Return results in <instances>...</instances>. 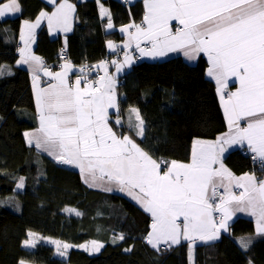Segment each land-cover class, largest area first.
Masks as SVG:
<instances>
[{"label": "snow or ice", "instance_id": "1", "mask_svg": "<svg viewBox=\"0 0 264 264\" xmlns=\"http://www.w3.org/2000/svg\"><path fill=\"white\" fill-rule=\"evenodd\" d=\"M144 4L142 22L120 29L129 37L124 47L129 48L135 42L141 55L153 57L178 50H183L189 59L205 54L210 65L207 75L217 84L228 132L214 142L194 140L188 163L157 162L130 135H120L110 126L109 110L118 111L115 80L107 71V62L101 61L104 76L85 83L84 87L81 79L74 85L69 83L70 65L57 73L44 69L56 83L36 94L39 128L24 133L27 142H34L37 149L61 164L78 167L90 187L114 184L137 200L151 215L146 240L157 250L161 243L171 246L183 238L191 242V259L195 241L218 239L221 230L228 231V221L235 212L255 217L257 233L264 234V180L258 181L247 173L236 177L222 160L227 147L246 143L253 159L264 162V0H144ZM100 8L101 15L109 17L107 27L112 28L111 14L103 5ZM18 11L17 0L0 3V17ZM74 12V5L63 0L50 15L42 12L35 23L25 21L27 36L22 30L20 39L25 48L20 50L18 63L31 60L37 66L42 65L40 57L25 55L32 30L39 26L41 17L47 18L50 29L56 25L69 31V15ZM173 21L179 25L175 31ZM131 28L135 31H129ZM142 41L151 47L145 50ZM108 47L115 49L116 45L109 41ZM130 62L131 58L125 54L123 63L115 60L111 63L119 72ZM232 78L239 87L228 91ZM129 111L136 121L133 124L130 117L129 127L143 137L144 121L139 110ZM120 123L118 117L116 124ZM162 164L167 170H162ZM233 186L242 191L236 194ZM22 187L23 178L17 185ZM218 188L224 192L216 202ZM104 190L112 188L105 186ZM65 211L81 215L75 209ZM214 213H219L218 219ZM28 237L24 246L35 247L36 234L29 232ZM50 242L59 250L60 241ZM92 243L96 249L102 246ZM238 243L246 250L251 240L241 238ZM69 247L63 244L64 249ZM19 264L26 262L21 260Z\"/></svg>", "mask_w": 264, "mask_h": 264}, {"label": "trees", "instance_id": "2", "mask_svg": "<svg viewBox=\"0 0 264 264\" xmlns=\"http://www.w3.org/2000/svg\"><path fill=\"white\" fill-rule=\"evenodd\" d=\"M18 1L20 16L0 19V264H19L21 260L26 264H189L187 245L151 249L146 242L151 217L134 202L120 194L89 189L79 172L65 164L54 166L34 158L24 133L37 127L36 104L29 72L17 67L19 40L24 21L34 22L53 7L43 0ZM68 1L76 6V24L68 37L69 62L77 67L93 66L106 58L108 41L119 36L106 34L105 21L86 3ZM102 2L112 11L117 27L140 20L144 12L141 2L131 6L115 0ZM35 47L38 55L52 63L64 44L61 37L52 39L42 27ZM207 68L204 59L191 65L177 57L140 63L125 76L120 86L124 96L120 115L144 104L147 129L140 146L157 162H189L194 140H215L226 132L217 89L207 78ZM260 163L264 162L255 163L239 150L225 158L235 175L252 173L262 180ZM28 176L34 180L25 191H18L20 178ZM42 182L66 202L50 198L42 191ZM69 208L81 215L65 211ZM231 229V235L219 243L198 248V264H264V236L256 234L254 221L238 219ZM29 232L75 248L67 250L64 258L46 244L27 249L24 241ZM121 235L123 239H119ZM241 238L251 240L246 250L238 243ZM92 242L102 245L100 253L80 250L81 245Z\"/></svg>", "mask_w": 264, "mask_h": 264}, {"label": "crops", "instance_id": "3", "mask_svg": "<svg viewBox=\"0 0 264 264\" xmlns=\"http://www.w3.org/2000/svg\"><path fill=\"white\" fill-rule=\"evenodd\" d=\"M2 1L3 0H0V3H3ZM43 1H45L48 5L53 7V9L51 11H43V13H47L49 15L53 11H55L57 5H59V4H61L63 2V0H61L59 4H56L57 0H55L54 3H53V0H43ZM79 1L82 2V3H86L88 5L89 9L93 13L98 14L101 17V19L103 21H105L104 31H105L106 34L117 33L118 36H119L118 37L119 39H111L110 40L114 45H116L115 49L109 48L108 47V43H107L108 54H107L106 58H104L102 60V61L107 62V64H106L107 71H108L109 75L112 76L113 79L115 80V93H116V100H117V105H118V111L116 109H110L109 110V124H110L111 127H113V129L118 134H120V135H130L132 137V139L140 146V141H141V139L144 138V135H145V132H146V129H147V117H146V113H145L144 104L143 103H139L136 107H133V108L139 110L140 116L142 117V119L144 121V126H143L144 127V135H143V137H140V136H137L136 129L129 127L130 117H131V122L133 124L136 123L135 116L132 115L130 113V111H128L124 116L120 115V112H121L120 103H121V100L124 99V96L121 93V89H120L119 84L124 80L125 76L136 65H138L140 63H143V62L157 63V62H163V61H167V60H170V59H173V58L181 57L187 63H189L191 65H197L202 59H204V60H206V62L208 64V67H209L210 65H209L207 56L205 54H203V53H200L195 59H189L187 56L184 55V51L183 50H178V51H175V52H168L166 55L155 56V57L150 56V55H141L140 51L136 48L135 42H133L131 47H129V48H125L124 47V44L128 41L129 37H128L127 32H121L120 29L123 28V27H126L128 25H125V26H122V27H117L115 22H114V19H113L112 11L110 10L109 7H107L102 2V0H99V3L97 2V0H79ZM115 1L120 2V3L124 2V0H115ZM126 1H127V3L125 5H127V6L134 5V4L138 3V2H141L143 4L144 12H143V15L140 18V20H138V21L133 20L130 23V24H133V23L140 24L142 22V20H143L144 15H145L144 0H126ZM4 3H6V2H4ZM17 3L19 5V11L18 12L7 14V15H5L3 17H0V19L7 20V19H14V18L19 17L20 14H21V11H22V9H21L22 7H21V4H20V2L18 0H17ZM68 3L74 5L70 1H68ZM100 5H103V8L107 9L108 12L111 14V23L113 25L112 28H108L107 27V25L109 23V17L101 15ZM74 7H75V12L71 13L69 15V25H70V30L69 31H65L62 26L57 27L56 25H53V27L50 29L49 25H48L47 18L46 17H41L39 26L32 30L33 31V35H32L31 40L29 41V44L27 46L25 55H31V56L40 57V59L42 61L43 57L38 55L36 53V50H35V48H36L35 47L36 37H37V34H38V32L40 31V29L42 27H46L47 28V30L49 32V35H50V37L52 39H58V38L61 37L62 40H63V44H64L63 48L67 49L68 48V37L73 33L74 27H75V24H76V6L74 5ZM24 22L22 23L21 32L23 30L24 34L27 36V29L25 27V23ZM28 22H30V21H28ZM35 22H36V20L34 22H30V23H35ZM171 26L173 28V31H175V28L178 27L179 25H178V23L176 21H173L171 23ZM132 29H134V28L129 29V31H132ZM20 36H21V34H20ZM141 47L145 48V50H148L151 47V45L149 43H147V42L142 41L141 42ZM22 48H25V44H24V41H22L20 39L19 40V51H18L19 59H18V61L21 60V51L20 50ZM118 52H125V54H127L131 58V62L129 64H124V66L121 68V70L119 72H117V70H116V65H113L111 63L113 60L117 61L118 63H123L125 55H123L120 58V57H118ZM109 58H111L110 63L108 62ZM100 64H101V62H99V63H97V64H95L93 66L77 67V66H75L73 64V62H69V63L64 64L63 67L57 72L63 71L65 65H70V71L68 72V81H69V83L74 85L75 81L77 79H81V81H82L81 87H84L85 83L98 81L100 79V77L104 76V74H105V66H100ZM17 67L27 70L29 72L30 76H31L32 89H33L34 98H35V104H36L37 127L35 129L29 130V131H26V132H34L36 129L39 128V113H38V107H37V103H36V94H37L39 89H47L49 87V85L55 84L56 81L53 80L52 77H50V76L45 74V71H44L45 67H44L43 63H42L41 66H37V65H35V63L33 61L29 60L28 63H17ZM81 69H83V72L81 71ZM57 72H54V73H57ZM206 75H207V71H206ZM207 78L215 84L216 89H217V84H216L215 80L212 79L211 77H209L208 75H207ZM238 87H239V84L235 80V78H232V79L229 80L228 89H227L228 91H235L236 88H238ZM218 98H219V95H218ZM219 101H220V98H219ZM220 105H221L222 112H223V115H224V111H223V107H222L221 101H220ZM118 117H119V119L121 121L120 125L116 124V120H117ZM224 118H225V115H224ZM225 121H226V119H225ZM226 125H227V122H226ZM241 125L242 126L244 125L243 121L241 122ZM116 127L119 128V131H117ZM228 130L229 129H228V125H227L226 132H228ZM226 132H224V133H226ZM224 133H222V134H224ZM221 135H219V136H221ZM25 139H26V137H25ZM215 140H202V141L214 142ZM26 143L28 145V148L32 151L34 158H40L44 164H49V165H54V166L63 165V164L59 163L53 156H50L47 152H44V151H42L40 149H37L34 142L32 144H29L27 142V139H26ZM241 149H247L251 154H253L248 149L246 143L244 145L237 144V145H232L231 147H227V150L224 152V154L222 156L223 163H224V165H225V167L227 169H229V168L225 164V158L229 154H231L233 152H236L238 150H241ZM191 151H192V149H191ZM258 160H260V159H258ZM184 163H188V162H184ZM66 166L71 168V169L76 170L81 175L80 170H79L78 167H76L74 165H66ZM217 167H218V165H217ZM35 169H36V167L34 168V170ZM162 170H163V167H162ZM247 174L254 175L256 177V179L258 181H260L256 174H252V173H247ZM235 176L239 177V176H242V175H235ZM81 178H82V176H81ZM262 180H264V179H262ZM82 181L84 182L83 179H82ZM84 184L91 190L100 191V192L109 193V194H120V195H123L126 198H128L129 200H131L132 202H134L147 215H149L151 217V215L144 210V208L141 206L140 203L137 202V200H135L131 196H129L126 191H120L119 187L114 185V184L113 185H102L100 187H90L85 182H84ZM105 186L111 187L112 190L111 191H105L104 190ZM218 189L221 190L222 192H224L223 188H218ZM232 191L235 192L236 194H239V192L242 191V189H239V188H236L235 186H233L232 187ZM241 218L251 219L252 221H254L255 229H256V218L255 217L249 215L247 212H235L233 214V216L231 217V219L228 221V231L221 230V233H220L218 239L209 240V241H206V242L205 241H201L199 239H197L195 241V243L192 245L191 259H190V252H189V264H198L197 263V250H198V248H205V247H208V246H213V245L219 243L224 237L230 236L231 233H232V229L231 228H232L233 224L238 219H241ZM256 234L259 235V236H264V234H259V233H257V231H256ZM146 242H147V240H146ZM190 243H191L190 241H186L183 238H181V242L179 244H172L171 246H169L167 244L161 243L158 246L159 250H157V248L152 247V245H150L147 242V244L151 247V249L156 250V251L176 249V248H178L180 246H183V245H187L189 247ZM98 249H99V251H101L100 247Z\"/></svg>", "mask_w": 264, "mask_h": 264}, {"label": "rangeland", "instance_id": "4", "mask_svg": "<svg viewBox=\"0 0 264 264\" xmlns=\"http://www.w3.org/2000/svg\"><path fill=\"white\" fill-rule=\"evenodd\" d=\"M125 2H121V3H127V1L126 0H124ZM247 150V149H246ZM34 176V175H33ZM33 176H28V177H21V178H23V187L22 188H17V190L18 191H25L26 190V186L28 185V183L29 182H32V180H34L33 179ZM35 177H37L36 176V173H35ZM20 178V179H21ZM38 178V177H37ZM19 183H20V181H19ZM41 185H42V187H43V189H42V191H44V192H46L47 194H48V196L50 197V198H52V199H54V200H56V201H59L58 203H63V202H66V200H64V196L63 195H61V194H58L57 192H55V191H53V189H51L47 184H45V183H40ZM34 192L33 193H35L36 192V190H33ZM150 217V216H149ZM151 222H152V218H151ZM36 234V233H35ZM36 237H37V239H36V244H35V247L38 245V244H46V245H50V246H52L54 249H55V252H56V255L57 256H59V257H62V258H64V256L66 255V251L68 250H71V248H75V247H73V246H71V247H69V248H67V249H64L63 248V244H61V246H60V248H59V250H58V248H57V245H55V244H53V243H51L50 241H52V240H54V239H51V238H46V237H43V236H41V235H39V234H36ZM82 246V245H81ZM79 247L80 248V250H82V251H86V252H88L89 251V253H91V254H93V255H96L97 253H100V251H99V249H96L94 246H93V244L91 245V244H89V243H87V244H84L83 246H86V247ZM35 247H25V248H27V249H34ZM61 253H63V254H61Z\"/></svg>", "mask_w": 264, "mask_h": 264}, {"label": "built area", "instance_id": "5", "mask_svg": "<svg viewBox=\"0 0 264 264\" xmlns=\"http://www.w3.org/2000/svg\"><path fill=\"white\" fill-rule=\"evenodd\" d=\"M125 2V1H124ZM126 4V3H124ZM123 55H125V52H118V57H122ZM110 60L111 58H109L108 62L110 63ZM42 61H43V65L45 67V69H47L48 71L50 72H57L59 71L64 64L68 63L70 61V57H69V54L67 52L66 49L64 48H61L58 53L55 55L54 57V62L52 63H49L47 61L46 58H42ZM85 66H90L88 64H86ZM124 84V80L119 84V86L123 85ZM241 152V154L245 157H249L251 158L255 163H259L260 160L256 159L254 160L253 159V154H251L248 150L246 149H241L239 150ZM162 167H163V170H166V167L165 165L162 164ZM264 167V163H260V168H263ZM217 198H216V202H218V197H219V194L223 193L221 190L217 189ZM214 216L217 217V219L219 218V213H214ZM152 223V222H151Z\"/></svg>", "mask_w": 264, "mask_h": 264}, {"label": "bare ground", "instance_id": "6", "mask_svg": "<svg viewBox=\"0 0 264 264\" xmlns=\"http://www.w3.org/2000/svg\"><path fill=\"white\" fill-rule=\"evenodd\" d=\"M135 31V29H132V32H134Z\"/></svg>", "mask_w": 264, "mask_h": 264}, {"label": "clouds", "instance_id": "7", "mask_svg": "<svg viewBox=\"0 0 264 264\" xmlns=\"http://www.w3.org/2000/svg\"><path fill=\"white\" fill-rule=\"evenodd\" d=\"M124 4V3H123ZM125 5V4H124ZM64 49H66V48H64ZM67 50V49H66ZM69 63V62H68Z\"/></svg>", "mask_w": 264, "mask_h": 264}]
</instances>
